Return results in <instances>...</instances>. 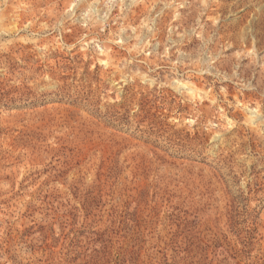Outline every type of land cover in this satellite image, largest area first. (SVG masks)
I'll use <instances>...</instances> for the list:
<instances>
[{"label": "rangeland", "instance_id": "1", "mask_svg": "<svg viewBox=\"0 0 264 264\" xmlns=\"http://www.w3.org/2000/svg\"><path fill=\"white\" fill-rule=\"evenodd\" d=\"M0 264H264V0H0Z\"/></svg>", "mask_w": 264, "mask_h": 264}]
</instances>
